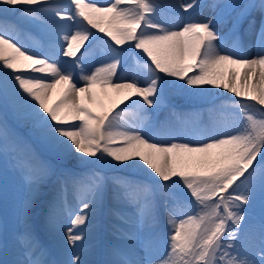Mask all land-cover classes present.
I'll use <instances>...</instances> for the list:
<instances>
[{
  "label": "bare ground",
  "instance_id": "bare-ground-1",
  "mask_svg": "<svg viewBox=\"0 0 264 264\" xmlns=\"http://www.w3.org/2000/svg\"><path fill=\"white\" fill-rule=\"evenodd\" d=\"M61 1L65 3L61 4ZM73 1L0 0V80L10 92L18 116L33 118L35 127L42 128L40 134L54 143L66 165L76 168L101 153H107L112 163L105 162L106 169L142 173L149 186L152 185L153 192H156L155 185L162 192V185L151 179L149 173L159 176L166 171L164 163L168 164L170 170L181 164H189L192 159L211 167L226 168L228 165H223L222 160H232L240 149L218 151L215 148L217 142L210 141L204 147L213 150L214 154L209 150V153L199 156L196 153L200 152L199 147L193 150L179 143H175L174 151H168L169 148L161 143L155 145L148 141L146 126H142L140 132L130 129L128 124H132V121L128 118L127 108H137L144 114L154 113L153 118L158 117L156 132L164 135L163 140H170L168 136L192 134L198 130L213 137L222 129L221 113L217 110L177 108L179 112H176L177 109L173 111L174 106L170 105L168 110L176 112L175 117L172 114H158V109L165 106L172 90L181 86L207 83L212 89L208 98L210 102L220 96L251 99L264 108V23H261L264 17L258 15L263 0H242L230 4L223 17L213 22L212 16L203 17L200 14L214 0L206 4L201 13L199 10L204 0H113L114 5L106 7L94 4L100 2L106 5V0H85L83 4L96 8L95 16L79 10L77 18L64 12L66 5ZM257 2L259 7L256 6ZM25 6L32 7L56 26L63 27L64 32H70L67 37L73 46L68 56L63 55L67 56L65 64L57 66L42 56H48L47 52L50 51L61 56V45L67 37L53 26L41 24L32 15L22 12L20 9ZM114 6L120 9V13H116ZM109 8L113 10V19L118 24L114 28L126 30L129 33L128 41L113 38L107 23L94 20L98 16H107ZM54 10L57 13H53ZM7 17L15 20L18 26L12 27L6 21ZM25 27L49 38L48 41L55 43L56 47L51 50L35 48L23 35L25 31L22 29L25 30ZM100 37H106L111 48L138 50L141 46L147 66L135 67L134 75L130 73V68L125 67V63H116L113 70L108 62L97 68L91 67L95 56L93 42ZM18 43L28 44L31 55L24 53ZM106 54L99 53L98 58ZM229 124L233 128V124ZM179 157L185 163L179 164ZM255 161L251 158L249 162ZM33 170L28 173L30 176L37 172V169ZM241 174L243 172L229 177L225 186L219 189L221 194H227ZM166 176L162 177L169 179L165 183L169 186L173 179ZM86 179L83 181L76 174L67 173L61 181L62 189L58 188L64 201L86 192L87 201L79 205V210L88 209V212L77 215V229L97 222V245L77 256L75 264H120L105 241L111 231H118L110 226V220H116L110 208H116L121 216L131 220L132 212L126 207L128 199H138L134 203L137 208L139 205L142 207V201L153 194L147 188L148 193L143 199L141 190L128 196L126 189L118 191V187L124 186H119L120 183L115 186L105 178L86 176ZM32 180L27 185L26 205L22 212V227L29 232L24 246L28 249L32 240L39 235L45 246L54 248L52 250L58 257L53 259L59 262L54 260V264H74L72 252H69L55 223L57 212L63 210L60 208L63 202L61 200L57 206L54 205L53 210H46L42 205L40 213L33 217L39 200L49 191L47 187L50 181L44 176ZM158 196L162 197L159 193ZM188 221H192V218ZM118 224H121L118 227L125 234L135 233L129 223L118 220ZM74 237L79 238L80 243L91 240L82 234H74ZM114 242L119 248L127 250L136 264H142L140 251L133 248L134 239L120 237L115 238Z\"/></svg>",
  "mask_w": 264,
  "mask_h": 264
},
{
  "label": "rangeland",
  "instance_id": "rangeland-1",
  "mask_svg": "<svg viewBox=\"0 0 264 264\" xmlns=\"http://www.w3.org/2000/svg\"><path fill=\"white\" fill-rule=\"evenodd\" d=\"M74 1L66 5L67 7L64 12L74 18L79 17L77 14L79 10L89 13L91 16H95V11H97L96 8L83 4L82 2L85 0ZM112 1L113 0H106L104 2L106 5H102L100 2L94 4L99 7H106L108 5H114ZM212 1L213 0H207V3L206 1L204 3L208 4ZM237 1L238 0H214V3H212L213 6L212 4L207 5L205 11L203 10L200 15L203 17L212 16V18H217L220 16V13L224 11V9H221L223 4L226 3L227 5ZM60 3L64 4L65 2L61 1ZM114 7L116 8V13H120V9L116 6ZM111 8L106 11V13H108L107 16H98L94 20L97 23H107L109 34L113 38L128 41L129 33L126 30L114 28V26L118 24L113 19V14L111 12L113 10H111ZM20 10L26 14L32 15L36 18V21L41 24L50 25V23H52L50 19L38 14L36 10L30 6L22 7ZM261 12L264 13V6L261 8ZM6 21H8L12 27L18 26L15 20H11L8 17ZM51 26L56 27L52 24ZM55 29H59L66 37L70 33L64 32V28L60 26H57ZM22 31H25L23 34L24 37L35 48H43L45 50L46 48L49 50L54 48L50 45L48 41L49 38L41 36V34L34 29L25 27V30L22 29ZM109 45L110 42H108L106 37H100L97 41L93 42L94 47H92L95 56L90 64L91 67L97 68L108 62L113 70L116 63H125V67L130 68V73L134 75V70H136L135 67L142 68L147 66L145 64L148 63L143 58L141 46H139L138 50H134L124 47L111 48ZM54 46L56 47V44ZM72 46L73 45L67 37L61 45V56L50 51L51 53L47 52V54H49L48 56H42V58L57 64V66L59 64L61 65V63L65 64L67 61L65 57L68 56L67 53ZM18 47L24 53L31 55L28 44L18 43ZM99 53L107 54L106 56L103 55L101 58H98ZM211 90V86L207 83L181 86L172 90L171 94L168 96V101L184 102L190 104L189 106L207 104L210 105V109L221 111V120L227 118L228 120H232L233 124H235L236 129L233 131V135H229L231 136L229 139L227 138L228 135L227 137H221V135L217 134L215 137H212L205 134L200 136V140H204L198 145H189L184 140L177 139V136L172 138L168 136L169 139L171 138L170 140L155 142L154 137L151 136L154 132V125H151L152 114H144V111L134 107L127 108L129 111L128 118L132 121V124H128L130 129L140 132V128L146 126L149 135L147 137L148 141L155 145H160L161 143L169 148H167L168 151H174L175 143H179L183 144L185 147H191L193 150L200 148V152H196L199 156L209 153V150L211 154H214L213 150L204 147L210 141L217 142L215 148L218 151H225L227 148L228 151L233 152L235 148L237 151L240 149L239 153L234 154L232 160H227V158L224 162L222 160L223 165H228L224 169H220L219 166L211 167L202 164V162L196 161L195 159L190 160V163L188 162L189 164H181L185 163V161L183 158L179 157L180 167L176 166V168L173 167V169L170 170L168 164L164 163L166 164L165 170L167 172L164 171L159 176L149 173L150 178L158 183H168L169 179L163 178L162 176L167 175V178L172 177L174 182L171 181L169 187L165 189V195H168L170 200L179 199V201L183 203L187 201L190 207L192 222L188 229L181 232L179 229L177 230L176 226H178L177 224L180 226H188L186 223L188 221L187 216L178 219L172 218L174 221V223H172L173 231L171 232V230H169L171 227L165 230L166 235L164 234L162 238L158 240L161 246H140L143 251L141 257L145 261L150 262V260H153L154 262L159 261L161 264H172L170 257H164L166 256L164 253H167L168 250H172L173 253H175L174 264H262L260 260L264 259V227H261L254 221L256 218L254 215L259 216L260 214V219L264 220V155L263 158L258 160L256 164H253L252 167H244L245 161H249L257 152H264V108L251 99H232L220 96L216 100L210 102L208 98L211 95ZM159 109L161 111L164 108L162 107ZM32 119L33 118L30 116L25 118L18 116V110L10 97L9 90L0 80V248L5 246L4 252L0 250V264L4 261L5 264H11V262L15 264L18 259L23 261V259L19 258L20 255H17L18 253L14 252V250L15 246L17 247L24 239L22 212L26 205L27 185L33 181V178L39 179L41 176H44V179L50 181L49 187H47L49 191L39 200L40 203L45 206L46 210H48L47 208L53 210L54 205L57 206L61 201L58 188L62 189L63 184L61 181L67 173L76 174V177L81 178L83 181L87 180V176L96 179L105 178L106 181L115 186L120 183L119 186H124H117L119 188L118 191L123 192L120 189H126L125 193L128 196L129 193L132 194L131 183H139L140 186L141 184H143V187L146 186L145 183L147 179L142 173H140L142 174L140 175L122 169H106L104 163H112L107 153L102 154L100 152L101 154L92 161L84 163L76 168H73L71 165H66L65 161L58 155L59 152L54 143L48 137L40 134L42 128L35 127V122ZM222 124H225V122L222 121ZM158 135L160 136V134ZM161 137L163 138L164 135ZM231 140L233 141L229 143ZM228 144L230 145L227 146ZM167 153L169 154L170 152ZM174 153L177 152L175 151ZM32 169H34L33 171L37 169L34 176L28 174ZM62 169H66V171ZM239 172H243L241 177L237 179V181L241 179V182H238L237 185L234 184L232 186L233 188L230 189L231 193H227L223 196L226 210L219 211L216 208V192L225 186L229 177L234 174L237 175ZM230 194L235 197H230ZM236 197H241V200H245L249 206L248 208L253 211L254 215L248 213L242 201L239 202ZM85 200L87 201L86 193H84V198H69L67 201L68 205H66L61 212H57L55 219V223L60 228L63 239H65V243L69 247V252H72L71 259L74 264L77 256H81V253L96 246L98 242V234L96 235L97 230L95 228L96 221L83 226L81 230L77 229L79 219L77 215L87 212L86 210H82V212L79 210V205L84 203ZM61 206L62 204H60V208ZM70 207L72 208L71 211ZM126 207L127 210L135 213V209H131V205L126 204ZM150 208L153 211V215H156L155 206L151 205ZM110 209L113 212V217L116 219L114 222H112L113 219L110 220V226L112 229L119 230L118 226L120 224H118V220L123 219L124 221L126 218L121 216L119 213L120 211H117L116 208L111 207ZM41 210L42 207L38 212L37 207L34 209L37 213H40ZM254 210L257 214L254 213ZM223 212L231 216L230 219L227 220L228 224L222 223ZM174 213L180 216L185 213V210L182 208H174ZM146 214L148 215L147 217L145 216L144 209L139 208L137 209L136 220H128L126 222H129L132 225L131 227L135 228L137 225H143L147 230L152 231L154 230L155 222L147 211ZM166 219L169 222H173L169 217L165 218V220ZM180 219L186 221L182 222ZM245 224L249 227L253 226L254 230L245 228ZM183 232H185V234L182 235ZM74 234H82L83 237H88L91 240H89L88 243H80L79 238L74 237ZM120 235L125 236L123 232H120ZM120 235L118 231L117 233L111 231L109 241L108 237H106L105 241L110 248L116 249L113 252L116 253L117 256L123 254L126 259L129 256L125 253L127 250L123 247L119 249L114 242L115 238L119 239L121 237ZM128 237L133 238L134 234ZM169 243H171V245H169ZM6 244H12L11 251H6ZM79 246H81V248ZM34 262L35 263L32 264L44 263L36 260ZM124 262L122 263L124 264Z\"/></svg>",
  "mask_w": 264,
  "mask_h": 264
}]
</instances>
